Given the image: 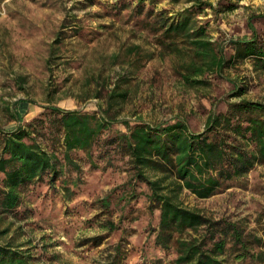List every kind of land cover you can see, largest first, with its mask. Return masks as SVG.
Segmentation results:
<instances>
[{
	"label": "rangeland",
	"instance_id": "obj_1",
	"mask_svg": "<svg viewBox=\"0 0 264 264\" xmlns=\"http://www.w3.org/2000/svg\"><path fill=\"white\" fill-rule=\"evenodd\" d=\"M206 1L221 8L229 0ZM231 1L232 9L217 13L208 7L199 16L227 56L234 53L233 40L250 38L254 28L264 33V0ZM129 2L137 0H0V126L16 128L20 119L29 122L56 105L104 110L116 119L160 122L180 117L202 131L211 113L226 112L232 102L264 101V70H256L251 58L226 68L224 76L211 74L208 84L183 81L175 56L162 48L145 20L149 8L173 11L184 2L148 0L141 15L125 5ZM122 92L126 95H118ZM126 176L122 170L85 165L84 184L72 196L59 181L55 186L48 181L31 185L18 217L9 216L16 225L8 236L14 234L17 243L30 240L25 248L31 247L44 264H104L119 243L129 249L126 264H150L156 258L163 260L158 264H176L174 251L165 255L154 245L158 210L151 213L144 197L131 205L121 199ZM104 198L110 207L103 205ZM182 199L215 219L260 235L264 165L209 197L185 191ZM109 219L117 229L106 226ZM95 237L102 238L99 245ZM250 249L252 254L260 250L255 245ZM231 262L264 264L251 256Z\"/></svg>",
	"mask_w": 264,
	"mask_h": 264
},
{
	"label": "trees",
	"instance_id": "obj_2",
	"mask_svg": "<svg viewBox=\"0 0 264 264\" xmlns=\"http://www.w3.org/2000/svg\"><path fill=\"white\" fill-rule=\"evenodd\" d=\"M146 1L125 5L141 15ZM171 2L185 5L173 11L149 8L145 22L162 48L175 56L184 82L208 84L211 74L224 76L226 68L248 58L256 70H264V33L254 28L250 38L233 40L234 53L227 56L211 36L209 23L199 19L208 7L217 13L234 8L231 0L221 2V8L206 0ZM114 91L112 98L117 95ZM20 120L13 129L0 126V225L8 221L0 229V264H44L31 247L25 248L30 240L17 243L14 234L8 236L16 225L9 216L18 217L25 191L38 182L55 186L59 181L65 194L72 196L84 184L85 165L126 172L121 199L131 205L144 197L151 213L158 210L154 245L165 255L174 251L176 264H232L233 258L244 262L250 256L264 262V227L260 235L246 233L238 223L215 219L182 199L185 191L209 197L264 165V101L232 102L226 112L211 113L202 131L193 130L180 117L160 122L116 119L104 110L56 105L29 122ZM102 203L110 207L111 202L104 198ZM106 226L118 228L113 219ZM93 240L96 245L102 242L101 237ZM251 245L260 248L257 254H252ZM128 254L129 249L119 243L104 264H126ZM162 262L156 258L150 264Z\"/></svg>",
	"mask_w": 264,
	"mask_h": 264
}]
</instances>
